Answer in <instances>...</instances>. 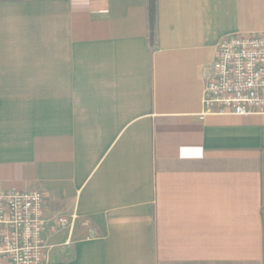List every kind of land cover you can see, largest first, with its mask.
Masks as SVG:
<instances>
[{"label":"crops","instance_id":"obj_1","mask_svg":"<svg viewBox=\"0 0 264 264\" xmlns=\"http://www.w3.org/2000/svg\"><path fill=\"white\" fill-rule=\"evenodd\" d=\"M0 0V190L39 188L46 264H264V112L204 113L264 0Z\"/></svg>","mask_w":264,"mask_h":264},{"label":"built area","instance_id":"obj_2","mask_svg":"<svg viewBox=\"0 0 264 264\" xmlns=\"http://www.w3.org/2000/svg\"><path fill=\"white\" fill-rule=\"evenodd\" d=\"M203 104L204 113L264 112V32L221 38ZM48 220L41 189L0 190V264H46Z\"/></svg>","mask_w":264,"mask_h":264},{"label":"trees","instance_id":"obj_3","mask_svg":"<svg viewBox=\"0 0 264 264\" xmlns=\"http://www.w3.org/2000/svg\"><path fill=\"white\" fill-rule=\"evenodd\" d=\"M149 11H150V22H151V35L153 36V29H154V17H155V2L154 0H150L149 5Z\"/></svg>","mask_w":264,"mask_h":264}]
</instances>
